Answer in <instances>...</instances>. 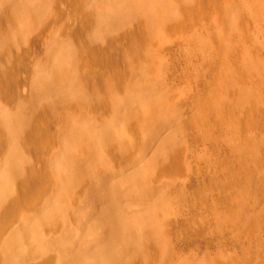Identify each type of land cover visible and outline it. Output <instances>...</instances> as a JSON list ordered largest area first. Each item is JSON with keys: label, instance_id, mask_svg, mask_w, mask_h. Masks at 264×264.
<instances>
[{"label": "rangeland", "instance_id": "374dc122", "mask_svg": "<svg viewBox=\"0 0 264 264\" xmlns=\"http://www.w3.org/2000/svg\"><path fill=\"white\" fill-rule=\"evenodd\" d=\"M50 1L25 44L0 51V119L28 109L33 75L53 47L82 50L80 112L101 126L119 105L154 123L128 115L129 146L119 153L109 139L97 179L113 187L149 167L150 194L123 209L157 219L130 231L129 247L106 259L92 253L104 238V196L95 201L81 185L68 220L52 219L63 121L47 109L31 118L40 135L23 142L31 189L17 183V201H0V264H264V0H163V18L138 15L108 28L100 14L115 0ZM149 81L144 104L129 98ZM0 133L1 179L15 144ZM9 241L17 243L7 252Z\"/></svg>", "mask_w": 264, "mask_h": 264}, {"label": "bare ground", "instance_id": "6f19581e", "mask_svg": "<svg viewBox=\"0 0 264 264\" xmlns=\"http://www.w3.org/2000/svg\"><path fill=\"white\" fill-rule=\"evenodd\" d=\"M50 2V0H0V51L11 45H19V41L22 43L28 39L32 31L37 28L40 17L52 6ZM162 3L163 0H115L104 11L102 10L100 24L104 28H108L123 23L127 18L138 15L143 16L146 21L163 18V14L160 15ZM13 48L16 47L13 46ZM81 51L75 47H53V51H51L53 53L52 60L48 64L46 63L42 70L40 68V71L33 75L32 81L29 78L33 85L31 84L32 92L30 93L32 94L28 109L16 113L5 111L0 119V127L8 132L10 140L14 142L12 144H15L13 151L11 150L12 153L9 154L5 175L0 179V201H9V203L17 201V198H13V191L17 183H23L25 185L22 186L23 188L31 189L28 183L30 179L24 176L25 171L22 165L23 142L27 138L40 135L38 131L39 135H33L36 133L33 127L37 125L32 124L33 114L42 118L47 109L56 111L55 114L61 117L63 121V128L60 137L61 146L59 145L60 150L55 156L53 172L54 178L59 184V194L55 197L56 204L51 218L62 221V223L68 220L67 208L73 194L81 185H87L90 196L95 201H99L104 196V206L101 212L103 225L100 226L101 228L99 227L97 232L103 233L105 240L103 238L98 242L96 241L95 244L97 245L92 249V253L98 259H106L116 257L119 252L129 247L131 240H128L127 236L130 231L133 234L138 233L145 223L156 220L157 216L153 212L141 214L134 213L130 209H123V202L132 203L144 199L150 194L149 167L141 169L132 179L122 181L121 184L113 187L97 179L99 172L96 169L105 162L104 149L109 139L116 140L119 153L123 154L127 150L130 133L126 124L128 115L137 118L136 120H139L143 127L151 128L154 123L147 122L149 120L146 121L143 114L133 108L124 112L126 111L124 107L122 108L119 105L118 107L115 105L118 116H113L108 123L101 126H97L96 121L89 113L80 112L83 107L81 105L87 100V97H85L86 94L78 75V69L79 66L88 61L86 60L88 57L82 55ZM3 58L2 60L5 61ZM8 61L11 60L8 59ZM2 77L0 76V78ZM12 79L14 78L12 77ZM149 82L142 83L141 86L134 88L133 94L129 98L141 99V103L144 104L145 96L148 94V90L151 89V81ZM72 104L75 109H78L79 114L74 115V112L71 111L73 109ZM149 109H152L151 106H149ZM39 120L41 119L39 118ZM41 137L42 135L39 138ZM41 224L42 221L39 219L33 225L36 232L42 230L43 225ZM89 234L93 237V232ZM92 237L91 240L95 239ZM70 240L72 241L71 238ZM16 243L17 241H9L5 248L7 252L13 250Z\"/></svg>", "mask_w": 264, "mask_h": 264}]
</instances>
